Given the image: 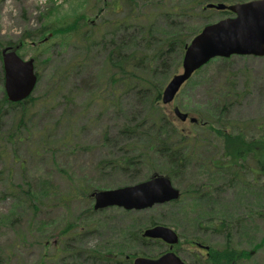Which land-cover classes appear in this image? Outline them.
Returning a JSON list of instances; mask_svg holds the SVG:
<instances>
[{
    "label": "rangeland",
    "instance_id": "obj_1",
    "mask_svg": "<svg viewBox=\"0 0 264 264\" xmlns=\"http://www.w3.org/2000/svg\"><path fill=\"white\" fill-rule=\"evenodd\" d=\"M90 2L0 0V45L16 46L22 58H33L35 70L41 74L31 93L35 104H28L26 115L31 134L19 141L15 138L13 143L7 141L18 115L14 117L5 108L0 115V264H105L92 258L108 251L157 258L163 243L133 242L129 235L131 231L140 234L151 222L166 224L177 232L174 250L188 264H206L207 255L223 248L228 239L231 246L249 253L238 264H264V172L256 173L258 167L253 162L247 165L255 173L240 166L228 170L214 166L210 158L220 157L221 146L213 147L210 141L199 145L190 158L194 163L187 164L172 180L181 192L177 200L139 210L93 209V200L87 195L91 190L134 184L166 162L152 152V157L131 165L121 168L116 164L115 160L132 151L121 149L132 139H124L120 129L145 116L147 98L133 91L122 93L120 85L113 94L115 99L108 95L99 46H93L90 59L75 39L74 43L67 39L70 44L66 46L56 43L39 52L30 40L21 39L47 23L80 12L86 13L88 22L96 20ZM210 19L195 12L180 19L179 28L182 34H193ZM161 25L164 28L166 24L159 18L156 26ZM120 32L117 30L118 37ZM203 68L172 102L162 104L165 115L185 133L202 135L207 130L193 127L189 119L176 118L172 112L175 105L198 120L228 121L229 130L241 128L250 137L257 135L259 124L264 123V55H233L228 64L216 60ZM59 69L68 70V75H61ZM180 71L181 59L176 66L169 64L158 71V76L166 83ZM222 72L236 76L237 90L244 93L238 100L228 101L225 114L219 115L227 88L221 82ZM58 89L61 91L55 93ZM68 89L72 91L70 103L64 98ZM3 92L0 56V105ZM47 94L54 96L43 106L34 99L44 100ZM148 128L144 126V134ZM12 152L14 160L10 159ZM221 225L225 227L218 230ZM116 257L122 260L120 264H128L124 256Z\"/></svg>",
    "mask_w": 264,
    "mask_h": 264
},
{
    "label": "trees",
    "instance_id": "obj_2",
    "mask_svg": "<svg viewBox=\"0 0 264 264\" xmlns=\"http://www.w3.org/2000/svg\"><path fill=\"white\" fill-rule=\"evenodd\" d=\"M216 2L229 4L235 2V0H186L185 2L181 0L172 5H168L167 0H91L89 8L91 12H94L96 20L88 22L85 17L86 13L80 12L69 18L47 23L32 33L22 35L21 39L30 40V43L38 49L37 52L45 49L47 51L56 43L60 46H66L70 44V41L74 43L75 39L76 42H81L79 44H82L85 50L84 54H88L90 59L93 58L91 56L93 46H99L102 53L103 75L108 78V95H115L118 91L116 86L120 85L122 93L133 91L135 95L143 99L147 98L145 103L148 105V110L145 116L141 120H136L131 126L126 124L120 129V135L126 137L124 139H132L122 146L123 148L126 147L125 149L121 147L124 151H127V149L132 150L129 151L130 154L125 155V152L118 160H115L121 168L138 162V159L152 157L151 153L154 152L158 157H164L163 161L166 162L164 165L159 163L161 167L156 166V171L166 174L171 180H174L178 173L184 171L187 164L194 163L192 162L193 159L190 158L191 155L197 152L199 145L210 141L213 147L221 146L219 148L220 157L210 158L211 164L214 166L226 170H228L227 168L232 169V167L240 166V168L251 170L254 173L256 171V173L264 172V123L259 124L261 131L250 137L241 128L229 130L228 121L222 123V120L217 119L211 122L196 118V121L190 122L192 126L207 130V133L199 135L194 134L193 131L185 133L182 128L176 127L170 117H167L163 111L160 95L165 82L164 77L159 78L158 71L166 69L169 64L175 66L179 64L185 43L195 34H182L179 28V24L182 23L180 19L195 12L203 15L206 19L211 18V21L230 14L227 10L205 7L207 3ZM195 8H199V10L194 12ZM212 13L215 16L211 15ZM159 18L165 21L164 28L162 25L158 26L159 28L156 26V21ZM119 29L122 31L120 37L117 36V30ZM67 39L70 41H67ZM15 44L17 43L13 45ZM3 46V44L0 45V50ZM231 58L232 56L215 57L209 62L221 60L224 64H228ZM202 68L196 70L195 73H200L204 69ZM59 72L61 75H68V70L61 72L59 69ZM36 74L38 81L41 75L40 71L36 70ZM227 74L222 72L221 76V82L225 83L227 88L223 91V94H225L223 100L226 102L220 107L219 115L225 114L223 111L228 107V101L238 100L241 94L244 93V91L240 93L237 90L236 76L228 77ZM99 88L100 90L103 89ZM58 91L61 90L58 89L55 93ZM71 93L72 91L68 89L64 95L67 103L71 101ZM230 93H232V99ZM114 95L113 99H115ZM52 96L47 94L44 96V100H40L41 98L34 99L43 106V102L48 101V98ZM2 102L0 115L5 109H10L14 117L18 115L15 125H12V138L6 137L7 141L9 139L13 143L15 138V141H19L26 136L28 137L31 132L27 126L26 115L28 114V104H35L33 97L28 96L24 100L11 102L3 92ZM230 122L231 124L234 123L233 121ZM147 125H149L148 132L144 134L143 129ZM14 157V152H12L10 159L14 160ZM248 162H253L258 169L255 168V171L254 168L247 165ZM235 170L236 172L233 173L237 175L238 170ZM150 224L155 223L151 222ZM224 227L221 225V227L216 228L222 230ZM129 235L133 237L131 239L133 242L161 243L159 240L143 237L141 232L139 234L131 231ZM127 239L129 240V238ZM116 255L124 256L123 261L128 264H132V258L135 256V254L125 256L123 253L108 251L98 254L97 258L93 256L92 259L100 260L105 264H120L122 260H117ZM130 255L133 257L131 258ZM196 256L199 258V255L196 254ZM248 256L249 253L244 251L243 248L238 249L235 245L231 246L228 239L223 248L207 255L205 263L238 264L240 260L242 261Z\"/></svg>",
    "mask_w": 264,
    "mask_h": 264
},
{
    "label": "water",
    "instance_id": "obj_3",
    "mask_svg": "<svg viewBox=\"0 0 264 264\" xmlns=\"http://www.w3.org/2000/svg\"><path fill=\"white\" fill-rule=\"evenodd\" d=\"M206 7L228 10L231 15L223 16L204 24L184 45L181 71L173 74L161 91L162 103H170L182 84L198 68L214 57L231 55H264V0H244L225 4L207 3ZM3 67V86L9 101L16 102L26 98L37 81L33 58L23 59L11 46L1 49ZM174 115L181 121L188 114L173 106ZM191 122L196 119L189 117ZM180 190L167 175L153 173L149 178L134 184L110 189H94V209L118 206L125 209H143L153 204L177 199ZM143 235L159 238L170 248L177 243L178 235L171 227L156 224L146 228ZM132 264H186L174 251L167 250L157 258L138 256Z\"/></svg>",
    "mask_w": 264,
    "mask_h": 264
}]
</instances>
